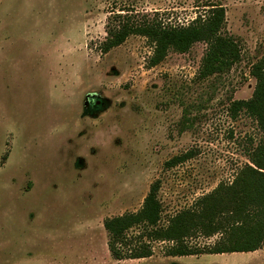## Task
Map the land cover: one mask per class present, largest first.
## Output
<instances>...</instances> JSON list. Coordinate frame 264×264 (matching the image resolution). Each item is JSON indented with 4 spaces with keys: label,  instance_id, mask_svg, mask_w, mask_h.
Returning <instances> with one entry per match:
<instances>
[{
    "label": "rangeland",
    "instance_id": "rangeland-1",
    "mask_svg": "<svg viewBox=\"0 0 264 264\" xmlns=\"http://www.w3.org/2000/svg\"><path fill=\"white\" fill-rule=\"evenodd\" d=\"M208 2L224 8L221 32L239 49L223 73L198 76L203 41L155 66L144 36L102 51L116 14L187 25ZM262 56L264 0H0V264H264V243L172 259L171 241H152L150 257L118 260L103 226L138 211L156 180L161 225L233 182L264 135L230 106L251 97ZM229 224L184 242L212 245ZM140 232H127L124 252Z\"/></svg>",
    "mask_w": 264,
    "mask_h": 264
},
{
    "label": "trees",
    "instance_id": "trees-1",
    "mask_svg": "<svg viewBox=\"0 0 264 264\" xmlns=\"http://www.w3.org/2000/svg\"><path fill=\"white\" fill-rule=\"evenodd\" d=\"M205 2V1H204ZM203 14H198L187 25H164L157 20H134L128 14H116L117 25L108 27L107 38L102 51L122 44L130 35L146 37L153 44L149 65L155 66L166 56L169 49L186 52L193 43L203 41L207 49L201 59L198 76L207 78L227 71L239 60L236 41L222 34L225 11L221 5L202 4ZM255 79L252 95L247 100L234 101L230 106L231 115L242 109L257 122L264 135V56L251 67ZM188 154L176 156L166 162L174 165L188 158ZM250 163L245 164L233 182L219 185L213 192L199 199L200 207L182 210L169 217L166 225L160 224L162 205L158 198L159 180L154 181L143 199L141 208L132 213L106 218L103 226L108 232V250L115 259H141L152 254V241H171L173 244L167 256H188L201 254H222L253 252L264 243V136L249 153ZM226 195V199L224 196ZM231 228L225 238L194 248L184 238L196 231L208 237L222 229L223 222ZM139 227L138 245L127 254L122 247L132 243L127 232ZM143 236L148 238L142 240Z\"/></svg>",
    "mask_w": 264,
    "mask_h": 264
},
{
    "label": "crops",
    "instance_id": "crops-1",
    "mask_svg": "<svg viewBox=\"0 0 264 264\" xmlns=\"http://www.w3.org/2000/svg\"><path fill=\"white\" fill-rule=\"evenodd\" d=\"M188 256H189V257H193V255H188ZM188 256H187V257H188ZM177 257H183V256H175V257L171 256L172 259H176Z\"/></svg>",
    "mask_w": 264,
    "mask_h": 264
}]
</instances>
